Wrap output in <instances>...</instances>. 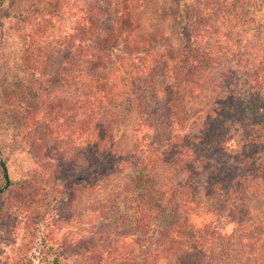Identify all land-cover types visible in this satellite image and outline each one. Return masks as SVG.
I'll return each instance as SVG.
<instances>
[{
	"label": "rangeland",
	"instance_id": "obj_1",
	"mask_svg": "<svg viewBox=\"0 0 264 264\" xmlns=\"http://www.w3.org/2000/svg\"><path fill=\"white\" fill-rule=\"evenodd\" d=\"M109 1L114 9L115 0H0V149L9 176L6 188L7 180L0 166V190L5 189L0 197V264H52L55 261L52 248L60 250L64 264H123L118 260L110 262L104 251L106 235L111 233L110 243L119 251L129 252L134 241L142 246L143 253L133 257V264H264V180L251 181L235 194L200 195L195 204L202 215H188L187 208H183L181 215L187 226L177 228L175 224L170 244L158 255L154 253L156 233L133 236L130 229L107 219L115 204L123 200L117 194L125 185L122 178L126 172L86 184L91 172L100 168L96 157L88 155L85 144L93 136L98 137L97 123L79 145L82 151L67 150L65 142L58 145L51 138L56 123L63 121V111L76 99L84 98L90 89L81 57V41L87 31L84 19H95L99 9H105ZM133 8V13L140 17L137 27L140 41L147 42L143 49L149 51L147 62L160 74L161 58L175 60L182 50L183 37L179 35L175 16L179 0H134ZM87 9L91 10L90 14L86 13ZM103 18V23L97 24L106 29L110 21ZM92 30L93 27L89 35L99 33ZM258 34L264 38L263 31L259 30ZM127 68L131 66L116 71L119 80L122 78L127 84V87L121 86L126 92L133 85ZM249 79L248 70H242L239 84L217 88L220 73L213 71L194 88L177 95L174 105L179 118L185 125L232 89L245 90ZM159 91L158 102L152 101L151 95L146 96L150 99L148 115L154 128L148 134L152 142L153 138L168 137L169 122L164 114L170 94L166 86L159 87ZM21 103L25 106L31 103L41 109V118L46 120L39 129L43 143L25 146L23 135L28 129L25 128L26 112L18 107ZM110 109L107 107L106 111ZM113 111L117 117L110 113L100 117L104 127L115 128L112 154L124 158L133 156L141 132L138 115L133 112L126 116L118 109ZM112 122L115 124L110 127ZM172 130L177 133V127ZM243 143L242 137L236 135L233 153ZM42 148L49 151L47 161L39 157ZM63 152L66 156L60 158ZM110 156L108 149L105 150L99 162L112 166L117 160ZM79 164L83 170L71 178L75 182V198L68 206L65 202L70 197L68 178L55 177L62 169L63 177L73 175V169ZM175 182L177 174L173 178ZM167 219L173 225L177 212L169 214ZM177 230H181L179 255L177 247L171 246L173 242L177 245Z\"/></svg>",
	"mask_w": 264,
	"mask_h": 264
},
{
	"label": "trees",
	"instance_id": "obj_2",
	"mask_svg": "<svg viewBox=\"0 0 264 264\" xmlns=\"http://www.w3.org/2000/svg\"><path fill=\"white\" fill-rule=\"evenodd\" d=\"M133 2L115 0L113 9L112 1H109L105 9H99L95 19H84L87 31L81 41V57L90 89L84 98L76 99L63 111V121L56 123L51 138L58 145L65 142L67 150L82 151L84 149L79 145L97 123L98 137L93 136L85 144L88 155L96 157L100 168L91 172V179L86 184L126 172L122 178L125 185L117 194V198L123 200L115 204L107 219L130 229L133 236L156 233L158 239L154 253L160 255L170 244L171 233L176 230L172 231L173 226L177 224V228H182L188 224L181 215L183 208H187L188 215H202L195 204L200 195L235 194L251 181L264 180V38L258 34L259 30L264 32V0H179L175 16L179 35L183 37L182 50L175 60L161 58L160 74L147 62L149 51L143 50L147 42L140 41L138 36L140 17L133 13ZM159 4L163 3L159 1ZM86 13L90 14L91 10L87 9ZM103 17L110 21L106 29L97 24L103 23ZM91 27L92 32L99 33L89 35ZM127 65L131 66L127 68L130 71L128 78L133 81L128 92L121 88L127 84L116 76V71ZM215 70L220 73L217 88L224 84L228 88L239 84L242 70L250 73V84L245 90L232 89L226 97L201 110L195 119L184 125L174 105L177 95L194 88ZM161 86H166L170 94L164 114L169 122L166 128L168 137L153 138L152 142L148 134L154 128L148 115L150 99L146 96L151 95L152 101L158 102ZM18 107L26 112L25 146L43 143L39 129L46 120L41 118V109L31 103L26 106L21 103ZM107 107H111L110 111H106ZM114 109L126 116L133 112L138 115L141 132L135 156L124 158L112 154L115 128L112 131L104 127L100 117L104 118L108 113L117 117ZM114 124L112 122L110 127ZM174 127H177V133L172 130ZM236 135L242 137L244 143L233 153ZM107 149L110 158L117 160L112 166L99 162ZM65 156L63 152L60 158ZM39 157L47 161L50 157L48 149H40ZM132 159H135L134 164ZM1 169L7 180L5 170ZM82 170L79 164L68 177H63V169L57 171L55 178H68L66 181L71 188L69 199H65L68 206L75 198L72 179ZM176 174L177 182L173 183ZM176 212L177 221L169 225L168 215ZM179 231L175 239L177 245L175 242L171 245L174 249L177 247V255L182 252ZM112 235H106L104 250L110 262L118 260L133 264V257L142 255L143 249L138 241L129 246V252L119 251L110 243ZM51 256L55 258L52 264H64L60 250L52 248Z\"/></svg>",
	"mask_w": 264,
	"mask_h": 264
},
{
	"label": "water",
	"instance_id": "obj_3",
	"mask_svg": "<svg viewBox=\"0 0 264 264\" xmlns=\"http://www.w3.org/2000/svg\"><path fill=\"white\" fill-rule=\"evenodd\" d=\"M0 165L1 167L5 170L6 176H7V185L6 188L9 186V176H8V172L6 170V166H5V162H4V155L3 152L0 149ZM5 189L0 190V194L4 191Z\"/></svg>",
	"mask_w": 264,
	"mask_h": 264
}]
</instances>
